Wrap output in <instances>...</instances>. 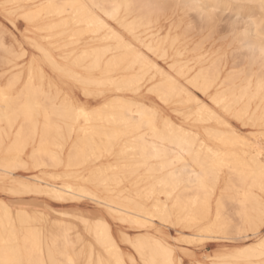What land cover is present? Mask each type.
Masks as SVG:
<instances>
[{
    "label": "snow or ice",
    "instance_id": "6c2138e0",
    "mask_svg": "<svg viewBox=\"0 0 264 264\" xmlns=\"http://www.w3.org/2000/svg\"><path fill=\"white\" fill-rule=\"evenodd\" d=\"M205 5H138L123 0L107 10L99 4L50 2L28 6L30 11L20 5H3L0 19L7 26L0 24V35L13 39L11 48L4 47L5 58L23 60L20 66L28 71L27 82L5 73L0 109L11 114L21 129L30 126L34 134L24 142L19 135L13 141L12 132L5 130L17 148L0 168V264H264V76L256 91L250 85L232 104L213 96L212 85L199 88L193 84L204 99L182 89L197 111L207 113L206 123L219 126L215 132L209 130V136L222 138L211 147L195 133L184 132V113L157 93L152 73L179 75L177 65L169 61L167 51L158 52L140 40L137 31L145 26L143 17L128 22L138 8L157 10L171 25L163 39L171 40L173 48L181 42L187 46L195 42L188 14L198 12L206 19L200 11ZM172 7L184 10L180 24L174 15H167ZM10 8L21 10L12 13ZM46 17L60 18L62 34L73 46L88 35L97 41H116L115 48L108 45L92 55L85 53L86 59L98 64L103 52L109 69L126 64L128 71L137 67L140 71L131 79L117 78L109 71L108 79L98 80L67 73L86 100H96V107L81 102L72 92L53 91L50 83L45 88L48 72L63 70L38 39L16 40L10 29L16 28L17 19L32 25ZM146 26L155 30L151 20ZM159 61H164L167 73ZM230 76L218 73L213 84L224 87ZM126 92L133 95H123ZM152 97L158 102L149 104ZM257 113L261 114L258 122ZM106 115V126L96 127L105 122ZM171 115L181 123H174ZM233 122L253 131L242 136ZM257 126L259 131H255ZM178 127L181 135L176 133ZM41 128L52 134L41 135ZM78 130L85 131L88 149L80 150L79 141L73 144V133ZM97 134L99 142L94 139ZM237 147L245 150L235 151ZM98 149L99 156L89 154ZM105 154L110 164L115 162L111 171L118 174L119 187H113L111 177L101 181L90 174V169L100 170ZM125 184L132 185L136 195L131 189L121 192ZM201 192L205 194L203 210L190 208L191 194ZM209 197L215 202L214 211ZM208 240L227 247L203 255Z\"/></svg>",
    "mask_w": 264,
    "mask_h": 264
},
{
    "label": "bare ground",
    "instance_id": "6f19581e",
    "mask_svg": "<svg viewBox=\"0 0 264 264\" xmlns=\"http://www.w3.org/2000/svg\"><path fill=\"white\" fill-rule=\"evenodd\" d=\"M68 3V4H83L91 6L93 4H99L104 6L105 9L111 10L112 5L123 2V0H0V16L4 12L3 5L8 3L10 5H20L24 10H33L28 8L32 5H40L47 3ZM131 2L142 5L147 3H166L172 6L188 3L189 0H131ZM206 4L205 7L209 6L212 3V0H203ZM229 3L222 4L220 6V13H228L231 17L237 19H242L243 21H233L232 30H244L245 38L249 42H255L258 36V33L264 31V28L261 25H264V12L261 11L259 6L237 2V0H228ZM19 8H10L9 11L16 13L20 11ZM197 13L198 12H191ZM100 14V13H97ZM173 14H184L182 8L172 7L167 10V15L171 17ZM81 15L83 16V11L81 10ZM138 17H143L144 25L139 26L137 35L140 40L145 45H151L153 49L158 52L167 51L168 58L171 63L177 65V73H167V68L164 66V61H159V65L162 68H165L167 74H159L153 72L152 75L155 76V84L157 86V93L159 95L167 96L172 100L175 108L184 113L183 116V131L192 132L198 135L202 140H204L209 146L216 147L220 144L221 137L209 136V130L215 132L219 129L218 125L207 124L208 119L206 112H199L194 106V103L190 102V98L184 94L182 89H188L192 91L194 95L198 96L201 99H204L203 93H197L196 89L193 88V84L199 88H209V85L212 87L209 89L212 92L213 96H217L218 100L221 102H226L228 104L233 103L234 97H240L244 89L249 88L256 91L259 80L264 76V65L261 62L256 61L249 62L246 66L241 67L238 71L234 68H231L229 64H224V57L221 54H218L217 51L213 49H205V46L202 43L192 44L191 48L185 47L182 42L178 43L175 48H173L171 40L165 41L163 37L168 36V31L165 30V27L162 25V20L164 18L157 10L150 9H136L135 14L129 17L128 22L130 23L133 20H137ZM103 18V17H102ZM121 19H124L123 13H121ZM149 20L153 22V29L148 28L146 25L149 23ZM245 20V21H244ZM159 21V26H156V22ZM16 28L10 29L13 32V37L16 40L28 41L38 39V41L48 50V52L56 59L57 64L61 71H52L48 72V80L44 81L45 88L50 83L52 85L53 91L60 89L65 94L72 92L81 102L89 104L91 107H96L97 102L95 99L86 100L83 96L82 88L71 82L67 73H72L78 75L84 79L98 80V79H108L106 75L109 71L116 74L117 78L131 79L140 71V68L137 67L135 71H128L127 65L125 64L122 67L117 68L113 66L111 69L108 67V62L103 59V52H100L101 60L98 64L94 63L92 59H86L85 53L90 55L93 54L95 49H102L108 45H111L112 48L116 47V41L114 40H101L97 41L91 35L82 37L84 42L77 43L73 46L72 41L62 33L65 31L61 26V20L59 17H46L37 20L32 25L26 24L23 20L17 19L15 21ZM0 24L7 26L6 21L0 19ZM79 24V21H77ZM240 25H243L240 28ZM87 27V25H83ZM10 27V26H9ZM76 29L73 28V31ZM165 30V31H164ZM164 32V33H163ZM181 35V34H180ZM182 36V35H181ZM10 40V42H8ZM13 39L9 38L4 39L0 35V67H3V70H0V86H3L7 81L5 78V73H8V78H11L13 75L20 76V78L27 82V71L25 67H21L20 63H24L23 60L15 61V58L11 55L5 58L4 47H12ZM199 45V47H197ZM28 51L29 49H25ZM18 51V49H17ZM123 55V53H121ZM28 61H31V55L28 56ZM222 76H229L227 83L224 87H220L219 84H213L217 74ZM35 82L39 85L40 80L37 73H33ZM169 76H172V79H169ZM151 78V77H150ZM221 83H224L222 80ZM23 87V84L21 85ZM92 91H97L96 88H92ZM123 95L130 96L133 95L131 92H126ZM149 104L153 102H158L156 97H152L148 100ZM112 105H110V108ZM118 107V105L116 106ZM191 107L192 111L189 112L187 109ZM234 109H238L239 105H233ZM111 111L107 113L110 115ZM107 115L105 117V122L97 125L96 127L103 128L106 126ZM260 113H257V122L260 119ZM171 118L174 123L179 125L181 123L175 115H171ZM11 121V123H9ZM233 127L238 128L242 136H247V134L253 131L252 128L244 127L237 125L233 122ZM12 132V140L15 141L17 135H19L21 142L26 141L30 135L34 134V130L30 126L25 125L21 129L20 124L15 121V118L11 114H5L2 109H0V168H2L7 162L10 161L12 154L15 153L17 145L13 142L8 141L5 130ZM255 131H259V127L255 128ZM177 135H181L182 132L178 127L176 129ZM51 132L46 133L43 128H41V135L47 136L51 135ZM88 135H91V130H89ZM73 144H76L79 141L77 147L80 150L88 149V142L86 140L85 131H77L73 133ZM95 142L100 141V136L97 134L94 137ZM245 149L237 147L235 151H244ZM89 154L93 156H99V149L96 153H92L89 150ZM115 167V162L109 161L108 156L105 154L100 158L99 169L92 170L90 169V174L94 175L95 179L103 181L109 177L112 178V185L114 188L119 187L117 184L118 174L113 173L111 168ZM132 195H136L135 189L132 188V185L125 184L123 188H120L121 192L128 193L129 190ZM199 196V199L197 198ZM204 193H193L189 198V207L195 208L197 210H203L204 205ZM29 199H39V198H29ZM54 207H62V205L51 202ZM209 207L211 210H215V202L209 197ZM244 243V242H241ZM214 246V245H213ZM222 247H227L226 244H223ZM220 247V248H222ZM219 248L213 250L214 255ZM99 254V248H97ZM207 256V255H206ZM2 258V256H0ZM100 256H97L99 259Z\"/></svg>",
    "mask_w": 264,
    "mask_h": 264
},
{
    "label": "rangeland",
    "instance_id": "374dc122",
    "mask_svg": "<svg viewBox=\"0 0 264 264\" xmlns=\"http://www.w3.org/2000/svg\"><path fill=\"white\" fill-rule=\"evenodd\" d=\"M173 15L175 18V22L177 24H180L185 14H173ZM238 20H240V22L243 21L242 19L231 17L230 15H228V13L217 12L215 20L212 22L210 26L206 21V19H202L201 15L197 13L188 14L187 22L193 24L195 42L185 47L191 48L192 44L202 43L205 46V49L203 51H206L207 49H211V50L213 49V51L214 50L217 51L218 54L223 55L224 64H229L231 68H234L236 71H238L241 67L246 66V64H249V62L251 61V58L249 57V54L247 52L240 51L238 46L232 43L231 34L233 30L231 24L233 21H238ZM162 25L165 27V30L171 27L170 24L166 23L165 18H163L162 20ZM242 26L243 25H240V28ZM186 27H187L186 24L183 25V27H181L180 34L182 36L184 35V31ZM210 27L211 29L209 30ZM173 35H175V32H173ZM8 42H10V40H8ZM2 68L3 67H0V70H3ZM223 244L224 243L220 241L208 240L203 245L202 254L203 255L213 254V250L222 247Z\"/></svg>",
    "mask_w": 264,
    "mask_h": 264
},
{
    "label": "clouds",
    "instance_id": "9594fccd",
    "mask_svg": "<svg viewBox=\"0 0 264 264\" xmlns=\"http://www.w3.org/2000/svg\"><path fill=\"white\" fill-rule=\"evenodd\" d=\"M203 2V0H189L188 4H197ZM237 2L250 3L259 6L262 12H264V0H237ZM229 3L228 0H212V3L207 7L200 9L203 16L209 23L215 20L216 13L220 10L222 4ZM264 28V25H261ZM232 43L238 46L242 52H247L253 62L259 61L264 65V31L258 33L256 41L249 42L245 38L244 30H233Z\"/></svg>",
    "mask_w": 264,
    "mask_h": 264
}]
</instances>
